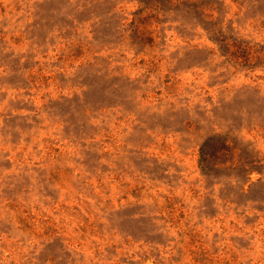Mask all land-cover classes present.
Instances as JSON below:
<instances>
[{
	"label": "rangeland",
	"instance_id": "obj_1",
	"mask_svg": "<svg viewBox=\"0 0 264 264\" xmlns=\"http://www.w3.org/2000/svg\"><path fill=\"white\" fill-rule=\"evenodd\" d=\"M0 264H264V0H0Z\"/></svg>",
	"mask_w": 264,
	"mask_h": 264
}]
</instances>
